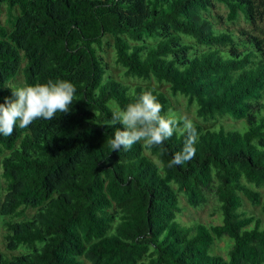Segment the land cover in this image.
<instances>
[{"label":"trees","instance_id":"obj_1","mask_svg":"<svg viewBox=\"0 0 264 264\" xmlns=\"http://www.w3.org/2000/svg\"><path fill=\"white\" fill-rule=\"evenodd\" d=\"M216 3L227 21L242 14L254 25L264 13L256 0H0L11 24H0V103L20 69L25 85L76 88L68 113L0 136L5 246L29 249L0 251V264H264L262 217L243 209L245 197L264 216V38L215 28ZM105 36L122 77L144 84L109 75ZM143 92L166 117L176 115L170 96L194 106L196 152L183 166H168L179 133L150 150L111 151V103L123 108ZM225 116L242 129L199 122ZM209 194L220 223L177 218L180 196L199 207ZM223 236L228 256L205 255Z\"/></svg>","mask_w":264,"mask_h":264},{"label":"clouds","instance_id":"obj_2","mask_svg":"<svg viewBox=\"0 0 264 264\" xmlns=\"http://www.w3.org/2000/svg\"><path fill=\"white\" fill-rule=\"evenodd\" d=\"M11 96L0 103V136L10 137L15 128H29L37 119L51 121L57 113L71 110L76 88L67 80H49L43 84L9 87ZM162 105L151 92H143L123 108L112 110L110 127H116L109 141L111 151L130 150L142 143L147 149L160 146L174 133L184 137L183 147L168 162L183 166L194 158L198 134L195 124L185 116L161 115Z\"/></svg>","mask_w":264,"mask_h":264},{"label":"rangeland","instance_id":"obj_3","mask_svg":"<svg viewBox=\"0 0 264 264\" xmlns=\"http://www.w3.org/2000/svg\"><path fill=\"white\" fill-rule=\"evenodd\" d=\"M259 2H264V0H256ZM17 12V9H16ZM18 13V12H17ZM226 13L227 9L226 7L221 3H216L215 8L211 9V17L212 21L214 23V27L221 29L228 27L231 29L234 34L240 35L239 29H244L247 32L258 35L259 37L264 38V13L260 18L257 19L256 23L253 25L248 20H246L242 14H239L236 21H227L226 20ZM0 24L5 25L7 27H10L11 24L7 22V14L6 9L2 5L0 10ZM113 39L110 36H105L103 39V51L102 56L107 63L108 66V73L111 77L115 79H119L121 81H124L125 83L129 85H135L141 83L139 80L136 79H124L122 77V68L115 64L114 62V48L112 46ZM11 86H23L24 83V77L22 74V70L20 69L16 76L10 80L8 83ZM144 84V83H141ZM160 90L167 91V85L166 84H159L157 85L152 80L149 83ZM170 103H171V112L175 113L177 116H185L189 120L193 121L196 120L195 114H194V106H188L186 103V99L182 96L172 97L170 96ZM112 107L114 109L118 108L115 103H111ZM199 120V119H198ZM200 123H202L205 127H217L218 125H223L226 128H237L242 129L243 124L240 120H234L231 117L225 116L224 118L211 121V122H203L199 120ZM0 155V159H1ZM1 166H0V184H1V190H0V198H2L3 194L5 193V181L1 177ZM180 206L182 208V211L180 213H177V218L186 224H189L193 221H200L204 224H216L221 222V214L218 211V203L213 195H208V200L205 204L199 207H193L186 203L184 197L180 196ZM243 209H245L249 213H254L257 216L262 217L263 224H264V216L261 213L260 207L258 205L251 204L245 197H244V206ZM35 212L34 209H27L26 215H31ZM4 217H0V251L7 254L8 256L12 257L14 255H18L21 253H24L26 251H29V249L22 247H19L17 250H9L5 246V239H4V233H5V227L3 224ZM232 244V240L226 236H223L220 239H216L215 242L212 244L211 248L207 251L205 255L207 256H213V255H222L224 257H227V252L230 249V246ZM83 264H91L90 261H88L85 257H80Z\"/></svg>","mask_w":264,"mask_h":264}]
</instances>
